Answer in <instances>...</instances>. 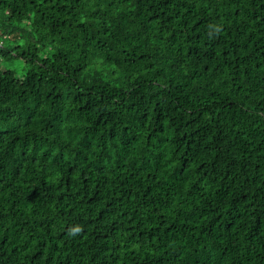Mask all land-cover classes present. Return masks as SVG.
Instances as JSON below:
<instances>
[{
  "label": "trees",
  "instance_id": "obj_1",
  "mask_svg": "<svg viewBox=\"0 0 264 264\" xmlns=\"http://www.w3.org/2000/svg\"><path fill=\"white\" fill-rule=\"evenodd\" d=\"M0 264H264V0H0Z\"/></svg>",
  "mask_w": 264,
  "mask_h": 264
},
{
  "label": "rangeland",
  "instance_id": "obj_2",
  "mask_svg": "<svg viewBox=\"0 0 264 264\" xmlns=\"http://www.w3.org/2000/svg\"><path fill=\"white\" fill-rule=\"evenodd\" d=\"M10 67L12 68H17L18 70H21V66L16 62V61H13L12 63L9 64Z\"/></svg>",
  "mask_w": 264,
  "mask_h": 264
}]
</instances>
